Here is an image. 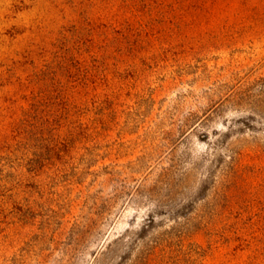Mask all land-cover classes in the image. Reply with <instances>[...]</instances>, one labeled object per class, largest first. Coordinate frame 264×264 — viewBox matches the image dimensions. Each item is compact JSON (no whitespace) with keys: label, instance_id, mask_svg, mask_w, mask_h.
I'll use <instances>...</instances> for the list:
<instances>
[{"label":"rangeland","instance_id":"obj_1","mask_svg":"<svg viewBox=\"0 0 264 264\" xmlns=\"http://www.w3.org/2000/svg\"><path fill=\"white\" fill-rule=\"evenodd\" d=\"M117 237L264 264V0H0V264Z\"/></svg>","mask_w":264,"mask_h":264},{"label":"trees","instance_id":"obj_2","mask_svg":"<svg viewBox=\"0 0 264 264\" xmlns=\"http://www.w3.org/2000/svg\"><path fill=\"white\" fill-rule=\"evenodd\" d=\"M153 221V217H149L147 220V223H145V227H149L150 223ZM121 240L120 237H117L116 239H114L113 241H109L106 245H104L101 250L98 252L99 256L97 257V254L94 255L93 261L95 264H102L104 259L107 257V255H109V253L111 251L114 250V245H116L117 243H119V241Z\"/></svg>","mask_w":264,"mask_h":264}]
</instances>
